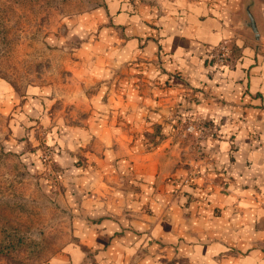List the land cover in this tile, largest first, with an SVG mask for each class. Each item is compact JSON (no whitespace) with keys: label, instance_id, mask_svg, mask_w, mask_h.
I'll use <instances>...</instances> for the list:
<instances>
[{"label":"rangeland","instance_id":"obj_1","mask_svg":"<svg viewBox=\"0 0 264 264\" xmlns=\"http://www.w3.org/2000/svg\"><path fill=\"white\" fill-rule=\"evenodd\" d=\"M157 1L0 0V264H109L104 249L81 238L117 207L129 217L127 196L140 202L133 158L160 146L173 153L185 173L180 197L204 174L197 163L216 126L191 113L186 91L152 122L141 105L149 83L140 62L116 64L104 39L106 29H120L111 3H127L129 13ZM220 1L230 36L264 43V0ZM248 4L259 42L246 27ZM234 45L222 40L206 57L215 68L228 65ZM219 46L228 53L215 63Z\"/></svg>","mask_w":264,"mask_h":264},{"label":"crops","instance_id":"obj_2","mask_svg":"<svg viewBox=\"0 0 264 264\" xmlns=\"http://www.w3.org/2000/svg\"><path fill=\"white\" fill-rule=\"evenodd\" d=\"M219 1L159 0L129 13L127 3L108 8L120 26L106 29L111 60L139 61L149 83H142L143 113L164 119L186 91L191 113L219 131L197 163L204 174L189 179L185 196L173 153L160 146L132 159L140 202L127 196L129 217L117 207L118 216L99 217L93 236L81 238L104 249L109 264H264V43L230 36ZM227 39L234 57L215 68L206 50Z\"/></svg>","mask_w":264,"mask_h":264},{"label":"water","instance_id":"obj_3","mask_svg":"<svg viewBox=\"0 0 264 264\" xmlns=\"http://www.w3.org/2000/svg\"><path fill=\"white\" fill-rule=\"evenodd\" d=\"M250 6L251 5L248 4L245 7V13L247 15L246 27L251 32L252 39L256 42H259L262 36L259 32V28L257 26L255 19H254V16L252 15Z\"/></svg>","mask_w":264,"mask_h":264},{"label":"built area","instance_id":"obj_4","mask_svg":"<svg viewBox=\"0 0 264 264\" xmlns=\"http://www.w3.org/2000/svg\"><path fill=\"white\" fill-rule=\"evenodd\" d=\"M211 53H214L213 55L214 56H212V58L213 57H216V59H215V63H216V61H218V62H222V60L221 59H219L218 57V55H220V56H225V55H227V53H228V49L226 48V47H224V46H219L217 49H213V51L211 52ZM217 62V63H218ZM223 64V63H222Z\"/></svg>","mask_w":264,"mask_h":264}]
</instances>
